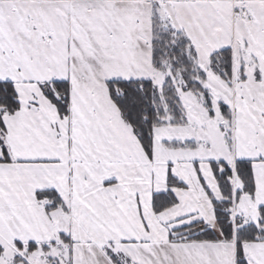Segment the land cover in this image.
I'll list each match as a JSON object with an SVG mask.
<instances>
[{"label":"snow or ice","instance_id":"1","mask_svg":"<svg viewBox=\"0 0 264 264\" xmlns=\"http://www.w3.org/2000/svg\"><path fill=\"white\" fill-rule=\"evenodd\" d=\"M0 264H264V0H0Z\"/></svg>","mask_w":264,"mask_h":264}]
</instances>
